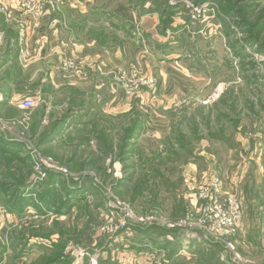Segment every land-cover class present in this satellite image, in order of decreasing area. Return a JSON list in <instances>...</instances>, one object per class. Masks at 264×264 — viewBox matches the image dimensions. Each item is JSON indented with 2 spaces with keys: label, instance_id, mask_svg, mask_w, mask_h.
Here are the masks:
<instances>
[{
  "label": "rangeland",
  "instance_id": "obj_1",
  "mask_svg": "<svg viewBox=\"0 0 264 264\" xmlns=\"http://www.w3.org/2000/svg\"><path fill=\"white\" fill-rule=\"evenodd\" d=\"M165 1L188 24L168 29L170 40L162 44L172 43L170 59L183 57L195 74L189 94L168 105L169 157L155 140L138 138L159 104L135 101L145 93L154 100L158 81L154 92L142 88L115 115L91 100L88 107L99 111L93 127L65 140L47 138L57 122H43L35 132L39 115L31 109L0 110V136L10 148L0 151V264H264V209L252 207L254 196L264 202V184L249 181L241 222L227 239L176 227L194 209L189 204L202 178L184 151L216 152L221 166L229 149L241 160L250 156L249 177L252 157L264 155V0H256L249 22L235 12L253 6L249 0H184L209 5L201 15L178 9L182 0ZM58 72L63 75L59 65ZM213 94L216 100L205 104ZM42 159L62 172L36 181L35 161ZM201 168L213 167L201 160ZM51 175L58 176L53 185ZM16 183L21 191L29 187L21 212L11 206Z\"/></svg>",
  "mask_w": 264,
  "mask_h": 264
},
{
  "label": "crops",
  "instance_id": "obj_2",
  "mask_svg": "<svg viewBox=\"0 0 264 264\" xmlns=\"http://www.w3.org/2000/svg\"><path fill=\"white\" fill-rule=\"evenodd\" d=\"M2 1L17 5L16 0ZM177 12H170L165 0H64L25 43L20 41L16 25L0 15L1 112L16 115L24 110L21 105L18 107L19 103L32 99L35 106L30 110L31 115L38 114V121L41 119L42 123L59 124L51 128L47 138L68 139L74 132L85 133L93 127L99 111L88 107L91 100L95 105L102 104L106 114L115 115L116 110H122L130 99L117 82L116 72L140 65L145 72L158 77V89L154 100H151L153 95L145 93L135 102H156L159 106L148 113L149 121L143 133L138 132V138L147 142L155 140L161 146V156L167 159L164 146L168 144L164 138L171 131L168 105L174 103L170 101L185 98L195 83V74L183 57L170 59L174 56L166 49L172 43L162 44L163 40H170L165 35L168 29L188 24L184 18L176 16ZM68 57H80L91 63L89 78L60 75L58 65ZM47 140L42 144H49ZM187 152L189 163L198 172L196 176H202L199 185L208 179L220 178L227 192L241 193L243 207L249 181L253 186L264 184L263 152L251 156L256 169L250 177V156L241 160L229 149L222 158L226 164L221 166L216 161L222 156L216 158L219 157L216 152ZM168 155L176 156V153L172 151ZM201 160L213 168L197 170ZM195 193L189 204L192 208L197 205ZM258 198H252V207L263 210Z\"/></svg>",
  "mask_w": 264,
  "mask_h": 264
},
{
  "label": "built area",
  "instance_id": "obj_3",
  "mask_svg": "<svg viewBox=\"0 0 264 264\" xmlns=\"http://www.w3.org/2000/svg\"><path fill=\"white\" fill-rule=\"evenodd\" d=\"M17 5L5 3L0 0V15L6 17L7 21L16 25L19 39L25 43L36 34L42 26L45 17L56 7L63 4L64 0H16ZM173 6L174 1H171ZM193 4V3H192ZM189 1H180L177 8L201 15L203 8L192 5ZM207 4V3H206ZM211 6V5H210ZM201 10V11H200ZM194 15V14H193ZM192 18V17H191ZM195 18V17H193ZM192 18V20H193ZM93 65L83 58H64L59 64V70L64 75L79 79L89 78V70ZM123 73V74H122ZM117 76V82L121 85L125 97L131 99L139 93L142 88L155 91L157 80L154 76L146 74L140 65H135L128 71H123ZM217 94L211 95L205 104L216 100ZM35 102L26 99L21 108L30 110L34 108ZM35 161V171L38 176L36 181L42 180L48 173L62 172L59 168L50 164L47 160ZM196 193L197 205L188 214L187 218L177 223L178 229H191L204 231L216 240H224L237 230L243 213V196L241 193H229L225 190L224 182L220 178L208 179L198 186ZM231 246V244H229ZM232 247V246H231Z\"/></svg>",
  "mask_w": 264,
  "mask_h": 264
},
{
  "label": "trees",
  "instance_id": "obj_4",
  "mask_svg": "<svg viewBox=\"0 0 264 264\" xmlns=\"http://www.w3.org/2000/svg\"><path fill=\"white\" fill-rule=\"evenodd\" d=\"M198 2H202V1H205V0H197ZM249 1H251L250 3L253 5V6H251V7H247V9L246 10H243V9H241V10H236L235 12H237V14H236V16H238L239 15V17H241V18H243L245 21H247V22H249L248 20H250V19H252L253 18V15H255V9H256V7H257V5H255V3H256V0H249ZM229 5H231L230 3H229ZM168 10L171 12L172 11V9H171V7L169 8L168 7ZM226 10L227 11H232L233 9H231V7H226ZM244 21V22H245ZM246 22V23H247ZM248 25V24H247ZM249 26V25H248ZM250 28H251V30H254V28H255V26H252V25H250L249 26ZM261 32H258V35L260 34ZM34 131L36 132V127H39L41 124H42V120L40 119L39 121H37V122H34ZM3 141V142H2ZM0 142H2V143H4V145L2 146V147H0L1 148V152H2V154L3 153H8L9 152V150H10V148H9V146H8V144L7 143H5V140L3 139V136L1 137L0 136ZM180 147L181 148H183L184 149V147H183V145L181 144L180 145ZM185 153H188L187 151H185ZM21 162H23V163H26L27 164V161H26V159L25 160H20ZM56 177H58V176H56V175H51L50 176V179H49V184H54V180H55V178ZM16 185H17V187L19 188V189H17V191H16V194H14L13 196H14V200H15V202L16 203H13L11 206H12V211H16V212H21L22 210H23V208L25 207V205L27 204V200L25 199L26 197H25V190H28L29 189V187L28 186H26V188L23 190V191H21V189H20V186L22 187L23 185L21 184V183H16ZM52 185H49V186H52ZM15 204V205H14ZM181 243H179L177 246H176V249L172 252V254H178V252L180 251L179 249H180V247H181V245H180Z\"/></svg>",
  "mask_w": 264,
  "mask_h": 264
}]
</instances>
